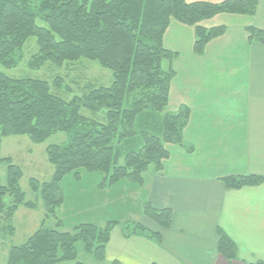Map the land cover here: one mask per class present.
Returning <instances> with one entry per match:
<instances>
[{"label": "trees", "instance_id": "trees-1", "mask_svg": "<svg viewBox=\"0 0 264 264\" xmlns=\"http://www.w3.org/2000/svg\"><path fill=\"white\" fill-rule=\"evenodd\" d=\"M256 0H226L219 4L186 3L185 0H0V67L15 68L29 38L36 39L37 52L27 66L38 70L46 64L56 67L81 59L97 61L111 72L108 87L87 83L67 101L51 91L70 93L56 77L51 83L32 79H9L0 72V141L10 136H27L41 144L55 133L69 137L66 145L45 149L53 175L48 182L29 180V187L41 200L44 220L56 217L63 203L61 182L69 174L80 179V171L103 175L100 187L121 181L140 187L145 172H160L168 159L167 145L182 146L189 111L180 107L167 112L171 65L176 54L163 46L171 21L194 29L193 52L201 55L206 44L224 34V27L204 28L201 23L218 14L252 16ZM39 20L46 27L36 24ZM250 41L264 43V32L248 28ZM166 63V68L164 67ZM87 110L99 119L85 117ZM5 182L0 180V237L13 234L11 220L25 201L19 188L22 176L10 158ZM228 190L254 187L264 176L228 177L221 180ZM8 198L10 201H8ZM142 215L161 229H168L171 213L142 206ZM21 245L10 246L5 264H83L77 261L75 245L95 262L104 259L111 230L117 222L103 227L80 224L63 232L44 223ZM124 236L143 235L160 242L139 224L124 229ZM217 252L227 261L236 259V246L218 233ZM118 264V263H111ZM255 264H264L256 262Z\"/></svg>", "mask_w": 264, "mask_h": 264}, {"label": "crops", "instance_id": "crops-1", "mask_svg": "<svg viewBox=\"0 0 264 264\" xmlns=\"http://www.w3.org/2000/svg\"><path fill=\"white\" fill-rule=\"evenodd\" d=\"M256 2L252 16L218 14L202 22L204 28L225 30L206 44L201 55L193 52L194 29L170 22L162 42L177 56L171 65L167 112L186 107L189 116L182 146L167 145L168 159L160 172L147 171L139 187L144 196L141 215L144 203L167 209L170 226L161 229L144 216L136 223L158 233L157 242L143 235L125 237L116 224L104 262L264 263V183L228 190L221 182L228 177L264 176V43L250 41L247 32L248 28L264 32V0ZM219 232L236 246L235 260L218 254Z\"/></svg>", "mask_w": 264, "mask_h": 264}, {"label": "rangeland", "instance_id": "rangeland-1", "mask_svg": "<svg viewBox=\"0 0 264 264\" xmlns=\"http://www.w3.org/2000/svg\"><path fill=\"white\" fill-rule=\"evenodd\" d=\"M40 27L46 25L37 20ZM37 52L35 38H29L22 48V59L15 68L0 67V72L9 79H32L51 81L58 77L69 87L71 92L61 89L51 91L64 100H69L73 94H78V87L92 83L96 87H108L112 83L111 72L101 67L97 61L81 59L73 63H64L60 67L46 64L38 70L27 66L30 57ZM168 111V109H167ZM85 117L97 118L87 110H82ZM69 137L64 133H55L41 144L32 143L27 136H10L0 141V157L10 158L11 163L20 168L22 176L19 188L24 193L25 201L36 203L31 210L20 206L11 220L13 234L1 240L0 237V264L6 263L7 251L10 246L23 244L36 231L44 220V209L41 200L29 187V180L35 179L39 183L48 182L53 175V167L49 164L45 149L49 145H66ZM149 171H152L149 169ZM148 171V172H149ZM6 165H0V180L5 182ZM146 173V172H145ZM144 173V174H145ZM80 179L75 180L71 174L65 176L61 182L63 203L56 210L55 218H48L44 223L46 228H55L57 220L61 221L60 230L72 232L80 224H94L103 227L109 221L117 222V230H122L132 224L141 223V200L144 198L139 187L127 181H121L112 187L101 188L103 175L100 173H86L80 171ZM128 187V192L124 188ZM123 191V192H122ZM8 201L10 199L8 198ZM116 230V231H117ZM77 261L83 264H108L104 259L95 262L91 256L84 254L81 245H75ZM71 264V263H61Z\"/></svg>", "mask_w": 264, "mask_h": 264}]
</instances>
